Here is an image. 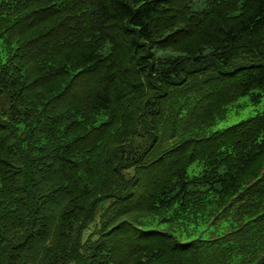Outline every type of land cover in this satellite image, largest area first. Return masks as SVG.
I'll return each mask as SVG.
<instances>
[{
    "label": "trees",
    "instance_id": "16d2710c",
    "mask_svg": "<svg viewBox=\"0 0 264 264\" xmlns=\"http://www.w3.org/2000/svg\"><path fill=\"white\" fill-rule=\"evenodd\" d=\"M245 94L264 0H0V264H264Z\"/></svg>",
    "mask_w": 264,
    "mask_h": 264
},
{
    "label": "rangeland",
    "instance_id": "374dc122",
    "mask_svg": "<svg viewBox=\"0 0 264 264\" xmlns=\"http://www.w3.org/2000/svg\"><path fill=\"white\" fill-rule=\"evenodd\" d=\"M264 107V96L259 103H252L249 100V95L245 94L240 96L230 107L228 114L225 118L219 119L218 122L213 125L212 128L226 127L230 124L236 123L241 119L247 118L260 112ZM100 209L97 210L99 215ZM217 233L216 231H210L209 235Z\"/></svg>",
    "mask_w": 264,
    "mask_h": 264
}]
</instances>
